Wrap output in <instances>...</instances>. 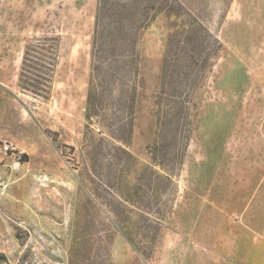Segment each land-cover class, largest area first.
I'll return each mask as SVG.
<instances>
[{
	"label": "rangeland",
	"instance_id": "1",
	"mask_svg": "<svg viewBox=\"0 0 264 264\" xmlns=\"http://www.w3.org/2000/svg\"><path fill=\"white\" fill-rule=\"evenodd\" d=\"M185 1L222 48L193 96L172 184L147 189V221L117 185H132L148 164L167 20L156 16L138 44L143 85L125 147L132 165L85 118L96 0H0V264H156L163 231L225 251L243 212L264 222V0ZM42 34L60 37L46 98L17 85L23 46Z\"/></svg>",
	"mask_w": 264,
	"mask_h": 264
},
{
	"label": "trees",
	"instance_id": "2",
	"mask_svg": "<svg viewBox=\"0 0 264 264\" xmlns=\"http://www.w3.org/2000/svg\"><path fill=\"white\" fill-rule=\"evenodd\" d=\"M190 4L185 0H96L94 10L85 118L89 125L99 126V140L123 152L132 165L136 158L125 147L130 145L138 90L143 85L138 44L156 16L167 20L161 80L154 96L157 133L148 146V164L141 166L132 185H117L121 201L138 209L147 221L153 205L147 189L158 181L172 184L188 145L193 96L222 48ZM59 51L58 35L34 36L24 44L17 74L22 92L49 95ZM95 149L92 140L85 145L90 159ZM21 158L26 161L25 154ZM143 226L146 235L150 225Z\"/></svg>",
	"mask_w": 264,
	"mask_h": 264
},
{
	"label": "crops",
	"instance_id": "3",
	"mask_svg": "<svg viewBox=\"0 0 264 264\" xmlns=\"http://www.w3.org/2000/svg\"><path fill=\"white\" fill-rule=\"evenodd\" d=\"M239 216L243 220L238 227L240 232L227 234L225 251L196 243L173 229L163 231L161 242L166 250L156 264H264V222L259 215L250 217L243 212ZM249 219L259 221L247 224Z\"/></svg>",
	"mask_w": 264,
	"mask_h": 264
}]
</instances>
